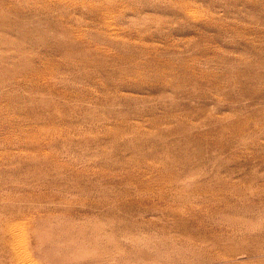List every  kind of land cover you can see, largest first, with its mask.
Here are the masks:
<instances>
[{
  "label": "rangeland",
  "instance_id": "374dc122",
  "mask_svg": "<svg viewBox=\"0 0 264 264\" xmlns=\"http://www.w3.org/2000/svg\"><path fill=\"white\" fill-rule=\"evenodd\" d=\"M0 264H264V0H0Z\"/></svg>",
  "mask_w": 264,
  "mask_h": 264
},
{
  "label": "bare ground",
  "instance_id": "6f19581e",
  "mask_svg": "<svg viewBox=\"0 0 264 264\" xmlns=\"http://www.w3.org/2000/svg\"><path fill=\"white\" fill-rule=\"evenodd\" d=\"M10 240H12V238H11ZM9 244H10V243H9ZM12 248H13V246H12Z\"/></svg>",
  "mask_w": 264,
  "mask_h": 264
}]
</instances>
